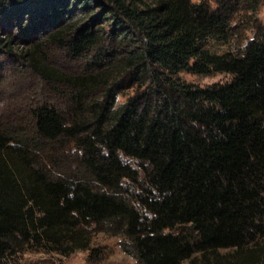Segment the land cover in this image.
I'll return each mask as SVG.
<instances>
[{"label": "trees", "instance_id": "16d2710c", "mask_svg": "<svg viewBox=\"0 0 264 264\" xmlns=\"http://www.w3.org/2000/svg\"><path fill=\"white\" fill-rule=\"evenodd\" d=\"M261 1L0 0V53L68 87L64 108L42 100L27 121L0 123V264H69L18 255H68L95 232L119 236L137 264L248 246L242 264H254L264 253ZM47 48L83 71L45 64ZM182 71L230 77L200 85Z\"/></svg>", "mask_w": 264, "mask_h": 264}, {"label": "rangeland", "instance_id": "374dc122", "mask_svg": "<svg viewBox=\"0 0 264 264\" xmlns=\"http://www.w3.org/2000/svg\"><path fill=\"white\" fill-rule=\"evenodd\" d=\"M256 15L264 22V0L261 1ZM246 35L250 37L252 31L250 29L246 30ZM208 45L212 50L224 51L233 48L234 42L220 43L209 40ZM21 46L22 44H19V47ZM44 56L46 59L44 61L45 64L47 63L62 73L72 75L83 71L85 62L82 59L71 58L59 49L47 48L44 51ZM177 75L180 78L200 85L224 81L230 77L226 72L196 74L182 71ZM131 90H124L119 95V100H123ZM67 92L68 87H66L65 83L63 84L55 78H52L50 82H46L39 78L24 60H20L16 56L0 53V123L27 121L30 106L42 100H51L58 107L64 108L67 101ZM120 239L116 235L95 232L92 235L89 248L76 249L68 255L25 250L18 255V259L32 261L46 258L54 262H66L69 264H137L136 259L121 248ZM93 247H98L101 251V254L96 258L90 255ZM251 249L252 246H248L239 254L232 248L220 249L206 256L197 253L180 264H242ZM252 258L254 264H264V253H259Z\"/></svg>", "mask_w": 264, "mask_h": 264}]
</instances>
